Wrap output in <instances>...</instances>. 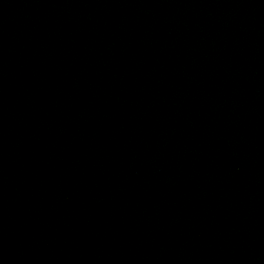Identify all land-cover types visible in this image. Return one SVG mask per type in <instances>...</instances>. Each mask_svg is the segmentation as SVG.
I'll use <instances>...</instances> for the list:
<instances>
[{
  "label": "water",
  "instance_id": "water-1",
  "mask_svg": "<svg viewBox=\"0 0 264 264\" xmlns=\"http://www.w3.org/2000/svg\"><path fill=\"white\" fill-rule=\"evenodd\" d=\"M0 264H264V0H0Z\"/></svg>",
  "mask_w": 264,
  "mask_h": 264
}]
</instances>
